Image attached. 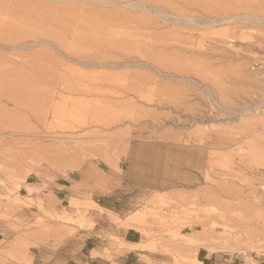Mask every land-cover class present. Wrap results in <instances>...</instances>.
<instances>
[{
    "label": "rangeland",
    "instance_id": "1",
    "mask_svg": "<svg viewBox=\"0 0 264 264\" xmlns=\"http://www.w3.org/2000/svg\"><path fill=\"white\" fill-rule=\"evenodd\" d=\"M128 218L169 264L264 255V0H0V264Z\"/></svg>",
    "mask_w": 264,
    "mask_h": 264
},
{
    "label": "crops",
    "instance_id": "2",
    "mask_svg": "<svg viewBox=\"0 0 264 264\" xmlns=\"http://www.w3.org/2000/svg\"><path fill=\"white\" fill-rule=\"evenodd\" d=\"M134 224L128 218L126 228L115 224L98 226L86 237L82 251L66 264H169V255L160 251V247L157 251L145 248L153 241ZM196 258L200 264H237V258L219 257L206 248H200ZM238 264H264V255Z\"/></svg>",
    "mask_w": 264,
    "mask_h": 264
},
{
    "label": "bare ground",
    "instance_id": "3",
    "mask_svg": "<svg viewBox=\"0 0 264 264\" xmlns=\"http://www.w3.org/2000/svg\"><path fill=\"white\" fill-rule=\"evenodd\" d=\"M242 2V1H241ZM247 4V3H246ZM249 4V3H248ZM247 4V5H248ZM244 8H246V7H244ZM250 8V7H249ZM249 14V13H248ZM35 94V93H34ZM27 95V94H26ZM30 95H32L30 98H29V96L27 95V97H25V96H14V95H9V96H5V98H6V104L8 105L9 103H11L13 106H14V110L13 111H21L23 114H22V116L23 117H32V115L35 113V111L37 112V110H34V108H35V106L37 105V103L34 101L35 100V98L33 97V93L31 94L30 93ZM36 95V94H35ZM38 95V94H37ZM36 95V96H37ZM39 96V95H38ZM42 97V96H41ZM43 98V97H42ZM36 99H38V98H36ZM42 100V99H41ZM40 100V101H41ZM41 103V102H40ZM45 102H43L42 104H44ZM46 104V103H45ZM45 104L43 105V106H45ZM39 106V105H38ZM38 108V107H37ZM36 109V108H35ZM33 110H34V113H33ZM52 110V109H51ZM55 112H56V110H55ZM54 113V112H53ZM38 115L40 114V115H42L40 112L39 113H37ZM39 115V116H40ZM57 115V112H56V114L54 115L53 114V116H55V117H57L56 116ZM34 116H35V114H34ZM36 117V116H35ZM47 117H49V115H47ZM37 118V117H36ZM38 120L40 119V118H37ZM29 120H30V118H29ZM53 120V119H52ZM54 120H55V118H54ZM74 202V201H73ZM74 204V203H73ZM78 204V203H77ZM79 205V204H78ZM74 206V205H73ZM76 207V206H75ZM102 210V209H101ZM63 216V215H62ZM59 218H61V217H59ZM137 219H139V217H136ZM62 219V218H61ZM69 219V218H68ZM136 219V220H137ZM199 221V220H198ZM232 221V220H231ZM65 222V221H64ZM206 222V221H205ZM204 222V223H205ZM129 225V224H128ZM226 233V232H225ZM223 234V233H222ZM229 237V236H228ZM232 239V238H231ZM226 246V245H225ZM230 247V246H229ZM136 248V247H135ZM198 261V260H197Z\"/></svg>",
    "mask_w": 264,
    "mask_h": 264
}]
</instances>
